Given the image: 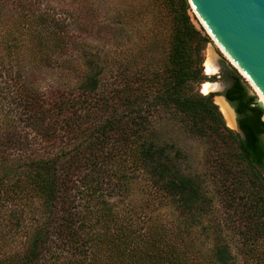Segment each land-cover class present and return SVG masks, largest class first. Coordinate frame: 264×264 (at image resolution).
<instances>
[{"label": "trees", "instance_id": "obj_1", "mask_svg": "<svg viewBox=\"0 0 264 264\" xmlns=\"http://www.w3.org/2000/svg\"><path fill=\"white\" fill-rule=\"evenodd\" d=\"M77 1L0 0V264H237L208 224L204 178L184 171L182 150L158 143L153 118L186 116L195 135L246 165L260 194L257 96L231 75L225 95L241 135L201 93L210 39L188 0H148L151 32L132 4L101 22L100 8ZM163 36L168 54L156 66Z\"/></svg>", "mask_w": 264, "mask_h": 264}, {"label": "rangeland", "instance_id": "obj_2", "mask_svg": "<svg viewBox=\"0 0 264 264\" xmlns=\"http://www.w3.org/2000/svg\"><path fill=\"white\" fill-rule=\"evenodd\" d=\"M69 1L71 0H62L65 3ZM81 1H87L95 5L96 8H100L98 20L101 22L107 21L112 8L117 7L119 10V8L124 9L128 4H132L135 9L134 15L144 31L151 32L153 28L151 21L142 20V9L149 3L148 0H79L77 3H81ZM189 14L194 24L210 39V43L202 52L204 73L208 77V81L205 83L221 88L218 93H204V83L200 88L201 93L212 94L213 101L218 106L216 98L224 95L232 85L230 75L236 73L246 83L248 92L259 98L260 95L256 89L234 66L202 25L191 5ZM88 32L91 33L88 39L92 41L93 46L104 48L107 45L102 41L104 39L96 29L88 30ZM162 46L152 59L156 66L166 62L169 49L167 38ZM212 49L220 56L222 64L217 72L208 74L206 63ZM153 121L158 143L174 144L175 151L176 149L182 150L187 157L181 160L184 171L190 175H200L204 178L209 196L212 198V210L208 224L221 228L222 236L230 245L237 264H264V187L261 186L260 194L255 193L250 183V177L246 174V165L227 153L224 143L212 137L203 138L195 135L190 130V122L186 116L162 111L155 114ZM237 122L239 124V117H237ZM226 124L235 133L242 135L237 129L230 127L231 125L229 126L227 122ZM218 233L220 234V232Z\"/></svg>", "mask_w": 264, "mask_h": 264}, {"label": "water", "instance_id": "obj_3", "mask_svg": "<svg viewBox=\"0 0 264 264\" xmlns=\"http://www.w3.org/2000/svg\"><path fill=\"white\" fill-rule=\"evenodd\" d=\"M188 1L220 49L256 89L258 95L260 93L261 98H257L256 103L264 110V0ZM210 53V62L217 72L222 60L213 49ZM220 89L215 86L210 92L218 93ZM219 98L227 103L234 114L233 126L228 125L243 134L237 122L235 106L225 93ZM220 112L228 123L221 109Z\"/></svg>", "mask_w": 264, "mask_h": 264}, {"label": "bare ground", "instance_id": "obj_4", "mask_svg": "<svg viewBox=\"0 0 264 264\" xmlns=\"http://www.w3.org/2000/svg\"><path fill=\"white\" fill-rule=\"evenodd\" d=\"M206 71L208 74L214 73L216 71V69L213 67L212 63L210 62V58H208V61L206 63ZM213 89H214V86L211 85L210 83H205L203 85V92L204 93H209L210 90H213ZM259 95H260V93H259ZM260 98H261V95H260ZM216 101L219 104L220 108L222 109V111L225 115V118L228 121V124L233 126L234 114H233L231 108L227 105V103L223 99H221L219 97L216 98Z\"/></svg>", "mask_w": 264, "mask_h": 264}, {"label": "flooded vegetation", "instance_id": "obj_5", "mask_svg": "<svg viewBox=\"0 0 264 264\" xmlns=\"http://www.w3.org/2000/svg\"><path fill=\"white\" fill-rule=\"evenodd\" d=\"M232 75V74H231ZM231 75H230V77H231ZM231 80V79H230ZM232 81V80H231ZM232 84H233V81H232Z\"/></svg>", "mask_w": 264, "mask_h": 264}]
</instances>
